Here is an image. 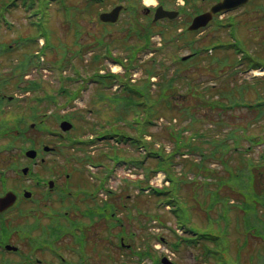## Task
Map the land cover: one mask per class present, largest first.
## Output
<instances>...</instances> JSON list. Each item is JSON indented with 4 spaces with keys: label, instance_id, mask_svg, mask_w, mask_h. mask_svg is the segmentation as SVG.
<instances>
[{
    "label": "rangeland",
    "instance_id": "rangeland-1",
    "mask_svg": "<svg viewBox=\"0 0 264 264\" xmlns=\"http://www.w3.org/2000/svg\"><path fill=\"white\" fill-rule=\"evenodd\" d=\"M30 1H32L31 5ZM87 1H89V4H87ZM159 1L169 6L173 0H150V2L146 0H112L103 5L95 4V6H91L93 5V3H90L92 2L91 0H50L47 4L44 0H26V2L23 3L22 0H0V6L8 2L10 3L9 7L5 9V13L0 10V42L4 43L6 48L4 57L0 58V75H6L5 78L9 77L7 80L18 76L23 72L20 71L21 63L31 54L35 56L38 64H30L28 66L21 84L18 85L15 83L13 85L11 80L7 82V87L11 90L6 91V97L2 100V112L0 113V125L4 126V130L0 133V166L3 165L2 161L4 159L9 160L12 156V159H15V169H17L16 165L19 162V157L25 160L24 154L19 155L20 150L18 148H20V146H26L28 149L32 147L40 149L39 158L40 156H44L45 153L42 151V145H52L50 142L52 135H50L44 127L56 130L61 116L65 114L69 115L73 125H75L74 129L68 132V137L65 139L61 141L57 139L54 144L57 153L44 156L46 159H49V163L56 166L54 173L57 175L58 180H61L62 177L69 172L73 173L75 180L78 178V175H75L77 174L76 171H83L82 175L87 181H80L77 183H85L90 191H95L94 193L92 192L95 196L92 200V202H94L93 205L102 206L107 203L106 198L108 200L110 199L111 203L115 202L116 204L114 205H117L116 208H114L115 213H118L117 217L126 224L123 229L126 231L130 229L137 230L133 231L135 235L132 239H129L131 236L127 233L124 234L122 236L125 237L124 241L131 244L142 242L145 246L144 248H146L147 245V249H149L153 255L158 256L161 255V251L165 246L163 243L165 240L163 238H169L170 233H173L174 230L177 234H181V231L176 228V217L170 213L166 204L161 203L157 205L155 198L152 197L151 192L148 191L150 189L140 191L141 188L139 187V183L131 184V182H137V180L146 183L143 170L141 168H136L135 171L139 174H135L133 170L126 169V166L114 167L113 162L109 163V161L104 158L103 150L107 151L108 149L105 142L96 140L94 143H75L89 140L90 135H93L95 138L99 125L110 120L112 115L114 119L120 114V111H116L115 106L111 104L110 101L104 99L100 100L101 92H98L96 89L97 87L94 86L95 84L91 80L95 72V66L89 65L90 53L87 52L88 50L83 52V47H80V45L86 43V45L91 47V50L101 49L103 55L107 54L108 56L109 54L106 52L108 49L111 56L116 55L117 52L124 53L125 38L128 44L141 43L134 32H132V35L128 36L129 29L133 27L132 29L140 31L142 26L146 23V20H151L149 17L144 18L143 13H140L141 9H143L142 7H152L153 4ZM119 4L124 5L125 9L120 14L119 21L112 24V30L108 32L111 28L108 26L102 27L98 20V14ZM11 5L12 7H10ZM36 8L37 10H35ZM255 14L256 13H236L233 16L238 28L236 29L235 26V38L239 41L238 46L243 49L245 53H249L254 61L264 64V57H259L257 55L258 52L259 55L264 56V42H262L264 40V21L256 18ZM102 28H105V31ZM233 29L234 26L231 28V31H233ZM152 30H154L155 33L161 30L163 31L160 37L161 43L165 38L171 39V37L177 33L174 28L166 23H164L163 26L158 25L157 28L152 26ZM77 32H79V34L74 38L73 34ZM45 34L50 38L51 43L59 41L69 44L71 47L70 53L68 54L65 52V56H56L53 54L52 48L51 50L44 49L41 55L40 50L45 43ZM231 35L229 29H215L211 26L201 34L192 35L191 37L195 39L192 45H208L217 41H226L225 43H230L234 40ZM33 37H36V41L31 39ZM157 38H159L157 35L151 38L156 45ZM99 39L100 41L103 39L102 42L104 46L92 47V43H97ZM6 45H10V47H6ZM105 45L109 47L107 46L106 49H104ZM80 49H82V59H80L78 55ZM189 52H191L190 49L181 40L175 41V43L166 42L165 46H162V49L159 50L155 56L163 61L164 65H169V68L168 70L161 68L159 73L166 72V74L169 75L173 70L172 59L177 56L182 57ZM37 53H40V55H35ZM230 55L232 57V53ZM235 55L238 59L241 56V54ZM148 57L149 54L143 56V59H147ZM203 57L204 54L201 55L199 60L191 62L188 70H182L181 73L188 74V76L192 78L193 83L203 82V85H205V81H207V83H212L213 77L210 75L208 71L210 67L207 62L204 61L205 59ZM110 61L111 60L106 56L99 68L103 67L102 69H113V71H116L117 68L111 66L112 62ZM65 63L70 65L71 70H69ZM245 64V62H242L239 66L244 67ZM224 69L228 71V68ZM224 69L220 70L222 75L219 77V80L215 81V88L222 86V82L224 83L223 76L226 74H223ZM139 75H141L140 71H138L133 78L138 79L140 77ZM256 75L263 76V72L256 73ZM256 75H253L251 71H246V68H242L237 75H235V80L237 84L240 85L244 80H250ZM30 82L34 85H30L28 91L25 92L24 87ZM38 83L40 84V88ZM182 84L183 88L179 89V91L184 93L187 86L185 82ZM33 87L37 90H32ZM22 89H24V92ZM257 91L264 93L262 84L257 85ZM2 92L4 91H0V94ZM73 93H77V96L74 99H70ZM254 94L255 92L253 89L246 92L247 97H252ZM46 95H52L54 97L52 102L49 103L46 101ZM232 95L235 96V90ZM8 96H11L12 99L8 100ZM254 100H256V98ZM193 105L195 106L193 111L194 118L187 117L180 123L182 126H177L179 125V119L176 117V130L184 127V124H189L192 130H200L202 132H207L210 137H217L223 134L227 129H235L234 139L242 137L240 140L241 143L244 144L245 147L247 145H252V149L246 152V155H243L241 160L237 154H234L230 163H226L228 167L225 169L221 162L214 157L205 159L203 164L209 169H213L211 174L205 172L206 177L210 175L206 181L204 174L191 164V162L199 161L201 158L199 150L195 151L192 156L181 157L177 155L172 162V172L179 175L181 171H184L188 174V179L191 177L195 180L191 181V183H186L184 182L185 178L182 177V182L179 184L181 185V198L195 205L193 198L194 193H196L197 199L201 200L202 203H209L213 193H218L220 200L223 197H229L228 205L230 207L227 211L229 225L225 224L222 220V226L225 230L230 231V233L221 240L223 247L227 250L229 257L237 260L239 264H253L248 259L252 258L250 256L258 251V249L262 247V244L257 239L259 236H257L252 229L256 228V226L264 225L263 205L262 203L255 202V197L259 195L258 192H263L262 186L264 188V160L260 159L262 145L258 144V140L264 141V116L257 118V111L249 112L244 107L241 109L235 108L231 112L232 115H230L229 112L226 113V115L230 116L226 118L224 122H218L216 115L208 114L210 113L208 109L199 107V101ZM169 113L170 112L167 114L169 115ZM172 113L176 114L177 111H172ZM32 114H34L35 117H32ZM46 114H48L47 117ZM76 114H82L85 118L84 121L78 120ZM28 115H30L31 118H26ZM169 116L164 118L168 119L170 118ZM19 119L22 123H19ZM131 119L132 117H128V120ZM37 122L42 124V129L39 130V128H35ZM32 123L34 124L33 128L30 126ZM20 125L22 129L25 126H29L27 130L22 133V138L17 135V132L21 130ZM93 126L97 127L94 128V131L90 129ZM162 126V123L158 121L156 125L150 127L148 130L158 135L159 139H167L168 134L163 131ZM124 127L125 126L122 125V128ZM16 129L17 132L15 131ZM190 133L192 132L189 129L185 134ZM243 135H255L256 138L253 141H249L247 138H244ZM33 138L35 142H32ZM234 139L230 141L231 145ZM10 143H18V145L13 144V146H10ZM73 143L75 145H72ZM163 143L166 145V151H169V142ZM195 144L202 148V153L204 155L216 152L211 145L206 143V140L195 141ZM172 145L175 144L172 142ZM126 150L133 154L136 153L130 145L126 147ZM88 154L97 156V158L107 162L109 167H113L112 172H107L103 166L98 168L88 167L83 162L84 157ZM249 161L252 165L249 164ZM180 162H183L184 165L179 164ZM258 165L259 167H257ZM34 167L37 166H33V170L35 171L36 168L34 169ZM4 170H6L8 176H11L12 172H14L5 168ZM240 171H242L244 175V182L242 185H240V182L231 180L232 178H238L239 176L236 173ZM257 172L261 173L253 176L254 179L249 182L247 176L256 174ZM58 174H61V177H59ZM163 175L165 176L163 172H158L153 175L148 181L149 186L160 187L164 181ZM45 176H47V173H45ZM224 182L228 184L223 186ZM100 183H103L102 187ZM164 184L167 186L166 182ZM245 186H249L253 191L249 195L251 199L239 200L238 198L241 197V191ZM220 200L213 202L210 206L212 211L211 215H208V217L214 222V225H216V220L214 219L217 217V213L221 212L222 208ZM237 204H241V206H235ZM40 207L44 209L42 205H40ZM82 208L81 206V209ZM193 209L198 212V214L192 217V222L203 226L206 222L203 216L205 207L201 209L193 206ZM36 213L37 212H35L34 215H36ZM157 213H159L162 219L156 217ZM37 217H41V215L38 214ZM41 220L45 224H48L47 218H41ZM19 222L20 221L15 223L16 227ZM112 232H114V234H112ZM118 232L119 230H107L103 221L95 220L90 227L89 234L92 240H94L95 247L99 249L102 254L105 255V249L101 242L106 239V252H112L117 259L119 257L122 259L123 257L126 258L128 253L124 254L123 251H117L122 250L121 246L118 244V238H121V236L118 237ZM142 234L146 241H141V239H139ZM17 235L9 236L8 244L16 245L19 247L20 251L22 249L25 251L27 239L25 236ZM13 237L15 238L13 239ZM171 240H174V236L171 237ZM126 242L124 243L125 245L127 244ZM161 243L164 244V246ZM92 245L94 244H91V246ZM144 248H142V250ZM3 249L4 247L0 248V252H3ZM36 252L38 257L52 259V256L47 253V250H35V253ZM4 253L7 254V252ZM202 253L206 256H203ZM258 253L263 254L264 250L258 251L256 254ZM171 254L170 256L174 264H216V258L211 254H207L205 249H202L201 244L195 247L187 246L182 249L181 253L175 252V254ZM65 256L66 258H72L71 254H65ZM97 258L98 257L95 256L94 253H91L90 263L99 264ZM135 258L136 256L132 255L130 258H126L125 262L127 264H136ZM114 261L118 263V260ZM112 263V260L111 262H103V264ZM147 264H150V261L147 260ZM255 264L264 263L263 260L259 259Z\"/></svg>",
    "mask_w": 264,
    "mask_h": 264
},
{
    "label": "trees",
    "instance_id": "trees-1",
    "mask_svg": "<svg viewBox=\"0 0 264 264\" xmlns=\"http://www.w3.org/2000/svg\"><path fill=\"white\" fill-rule=\"evenodd\" d=\"M47 4L50 0H44ZM59 1V0H56ZM93 5L99 4L103 5L106 4V2H110L112 0H91ZM10 2V1H9ZM6 3L3 5L0 9H7L10 5V3ZM13 4V3H12ZM32 4V3H31ZM60 4V2H59ZM87 4H89V1H87ZM15 5V4H13ZM12 7V5L10 6ZM10 10V9H9ZM133 28V27H132ZM129 29L128 36L132 35V32L135 33V35L138 37L141 43L139 44H128L126 43L125 38V52L120 53L117 52L116 55L110 54L109 49L106 50L108 52L109 56L107 54L103 55L101 52V49L98 50H91V47L89 45H86V43H82L80 47H83V52L85 49H89L88 51H91V55L89 57L90 66H95V72L92 77V82L96 85L97 89L101 92L100 94V100H108L111 104L115 106L116 111H120V114L116 118L110 117V120H107L104 124L99 125L98 127V134L97 136L99 138H104L106 140V143L108 145L107 151H105L104 156L113 162H122L123 160H128L132 163H138L137 159H132L131 157L126 159V153L128 151H124L123 148L119 147V145L128 146L130 145L132 148H135L136 150L139 148L144 149V158L149 157L151 155H155L158 159V166H165L164 168L167 170L169 162V159H174L176 154H179L181 149H187L188 151H193V148L191 147V140L192 136L190 138H181L179 133H176L173 129V127H176L175 125L173 127L165 128L169 133V139L171 142H175V149L171 153L166 154L163 149L156 150L152 147L153 141H146L143 136H138L137 134H144L148 133L151 134V137L158 140L157 135L152 133L151 131L148 132V129L153 125L154 121L161 117H169L172 116V111H178L182 113L184 117H190L194 118L193 111L196 102L199 101V107H202V97L205 92H207L210 88L204 86L202 89H200V84H197L194 86L195 88L191 91L188 90V93H185L184 95H179L177 92L179 90L177 83H180V78L178 77V74L180 75V72L182 68L176 69L173 73L167 75L166 72L164 73H158L160 72L161 68L164 66L163 62L161 60H157V58L153 59L152 61H148L144 64H141L140 59L142 58V55L145 53H148L150 51L155 52V48L152 46L151 42V36L155 34V31L152 30V24L150 22L145 23L140 31H137L136 29ZM46 32V31H45ZM162 34V32H159ZM79 32L74 33L73 37L75 38ZM46 41L47 38H49L46 34ZM166 39V40H165ZM163 40V46H165L166 42H171V39L165 38ZM98 43V44H97ZM97 43H92V47H102L104 46L103 42L97 41ZM79 44V43H78ZM63 46L59 48H63L66 50H69L71 47L69 44H63ZM52 46V43L47 42L45 48H49ZM108 46V45H107ZM109 47V46H108ZM58 47H55L56 50L59 49ZM214 48V50L217 48ZM154 49V50H153ZM157 50V49H156ZM78 55L80 59H82V49L78 51ZM106 56L112 60V62L117 63L122 66L123 72L122 73H110L109 71H104L103 73H100L102 69L99 68L101 65L103 59L106 58ZM210 63L209 64V72H214L216 74L219 72L222 68L226 67L227 65H230L227 61V59H220L217 57V55H211L210 57ZM232 64V63H231ZM103 68V67H101ZM138 68L142 69V77H140L136 82H132L131 75L133 72H136ZM168 69V67H166ZM165 69V68H164ZM158 77L157 81L155 82L156 87H152L154 83L150 81L151 77ZM186 82L188 88L191 86V78L189 80L184 79ZM114 85H117L119 88L118 92H112V87ZM190 95L186 97V95ZM179 95V96H178ZM223 100L220 101L219 99H214L208 102L205 101V105L209 109H214L215 107H220L217 112L215 113H208V114H216L218 122H224L226 118H228L230 115H226V108H232L233 106H239L241 105V102L230 98V93L226 92V94L221 95ZM191 101V104H190ZM242 105L247 106L248 108H255L258 111L257 118H260L264 116V98L260 97L255 103L252 102H246ZM168 112L169 115L167 114ZM177 115V114H176ZM179 118H181L179 115H177ZM128 117H132L131 120H128ZM122 125L126 127V129L122 128ZM149 126V127H147ZM94 128H97L95 126L91 127L93 131ZM187 128H191V125L189 127H184V130ZM89 129V130H90ZM164 129V131H166ZM131 131V132H130ZM228 134H232L235 132V129H227L226 130ZM200 132V131H198ZM198 135V134H197ZM225 137L224 135H222ZM112 137H116V143H110V139ZM244 138H247L249 141L255 140V135H243ZM241 138L236 139L233 141L234 147H238L241 145ZM160 140V139H159ZM177 143L179 144L177 146ZM227 141H224L218 151V154H225L228 149V145L226 144ZM110 145V148H109ZM196 150H198V147H196ZM217 152H214L212 154V157H215ZM142 156V155H141ZM142 157V158H143ZM260 159H264V149L263 154L260 156ZM259 167V165L257 166ZM168 178H171V173H168ZM262 190L264 191V188L262 187ZM153 192H159L158 189H153ZM158 194V193H157ZM256 198V203H262L264 206V194L260 193ZM177 209V206H176ZM178 210H182L181 207L178 208ZM182 218V224L184 229H189L193 231H197L199 234H204V237L210 238L213 241H216L217 236L219 233H216L213 231L212 228H208L207 230H196L191 227H188V216L187 215H181ZM258 229H256V233L258 232ZM222 234V233H221ZM223 235V234H222ZM194 239H186L181 238L177 239L175 242H173L171 245L175 247L176 249L179 247L181 248V245H184L187 242H191Z\"/></svg>",
    "mask_w": 264,
    "mask_h": 264
},
{
    "label": "flooded vegetation",
    "instance_id": "flooded-vegetation-1",
    "mask_svg": "<svg viewBox=\"0 0 264 264\" xmlns=\"http://www.w3.org/2000/svg\"><path fill=\"white\" fill-rule=\"evenodd\" d=\"M223 0H173L170 5L167 6L162 3L163 7H167L169 10L175 11V15L171 18L170 22L175 23V26H180V28H185L188 30L189 25L195 16L204 14L208 12L212 6L221 3ZM241 3L240 6H231V8L221 10L213 14L212 19L203 28L197 29L192 33L203 32L207 27L210 26H222V19L228 14L233 13H256V18L264 21V0H236ZM231 4V1L228 2ZM234 3V0L232 1ZM185 7V8H184ZM234 7V8H233ZM150 10H146L149 13ZM186 25V26H185ZM183 26V27H182ZM6 185L0 184V197L7 191ZM11 209L6 210L2 214L4 216L8 215Z\"/></svg>",
    "mask_w": 264,
    "mask_h": 264
},
{
    "label": "water",
    "instance_id": "water-1",
    "mask_svg": "<svg viewBox=\"0 0 264 264\" xmlns=\"http://www.w3.org/2000/svg\"><path fill=\"white\" fill-rule=\"evenodd\" d=\"M213 10V9H212ZM118 11V9H114L112 12H111V14H102L101 15V19L102 20H113V18H112V16L115 14L116 15V13H114V12H117ZM63 128L64 129H67V128H69L70 126H69V124H67V123H64L63 125Z\"/></svg>",
    "mask_w": 264,
    "mask_h": 264
},
{
    "label": "bare ground",
    "instance_id": "bare-ground-1",
    "mask_svg": "<svg viewBox=\"0 0 264 264\" xmlns=\"http://www.w3.org/2000/svg\"><path fill=\"white\" fill-rule=\"evenodd\" d=\"M147 2H150V0H146Z\"/></svg>",
    "mask_w": 264,
    "mask_h": 264
}]
</instances>
